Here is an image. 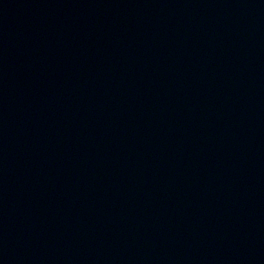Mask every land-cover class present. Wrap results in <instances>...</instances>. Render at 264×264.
I'll use <instances>...</instances> for the list:
<instances>
[{
  "label": "water",
  "instance_id": "95a60500",
  "mask_svg": "<svg viewBox=\"0 0 264 264\" xmlns=\"http://www.w3.org/2000/svg\"><path fill=\"white\" fill-rule=\"evenodd\" d=\"M0 264H264V0H0Z\"/></svg>",
  "mask_w": 264,
  "mask_h": 264
}]
</instances>
